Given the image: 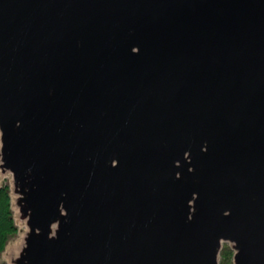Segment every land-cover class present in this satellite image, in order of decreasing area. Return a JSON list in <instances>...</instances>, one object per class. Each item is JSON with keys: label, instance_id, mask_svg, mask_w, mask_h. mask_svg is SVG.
Listing matches in <instances>:
<instances>
[{"label": "water", "instance_id": "obj_1", "mask_svg": "<svg viewBox=\"0 0 264 264\" xmlns=\"http://www.w3.org/2000/svg\"><path fill=\"white\" fill-rule=\"evenodd\" d=\"M0 172L11 264H264V0H0Z\"/></svg>", "mask_w": 264, "mask_h": 264}, {"label": "trees", "instance_id": "obj_2", "mask_svg": "<svg viewBox=\"0 0 264 264\" xmlns=\"http://www.w3.org/2000/svg\"><path fill=\"white\" fill-rule=\"evenodd\" d=\"M9 192L8 185H4L0 188V254L5 249L9 237L17 232L11 210ZM233 254V250L225 244L220 251L219 264H233Z\"/></svg>", "mask_w": 264, "mask_h": 264}, {"label": "rangeland", "instance_id": "obj_3", "mask_svg": "<svg viewBox=\"0 0 264 264\" xmlns=\"http://www.w3.org/2000/svg\"><path fill=\"white\" fill-rule=\"evenodd\" d=\"M4 185L9 186L11 210L13 213V219L15 222V226L17 228V232L13 236L9 237V239L6 243L5 249L0 254V264H11L12 258L18 256L19 246H20L19 244H20V239L22 238V235H23V230H22V227L20 225L22 221L19 222V220H18L19 210H18V207L16 206V202H15L17 196L13 193L12 176L10 173L0 172V188ZM225 244H227L229 246V244L227 242H223L222 248ZM219 261H220V254H219Z\"/></svg>", "mask_w": 264, "mask_h": 264}, {"label": "bare ground", "instance_id": "obj_4", "mask_svg": "<svg viewBox=\"0 0 264 264\" xmlns=\"http://www.w3.org/2000/svg\"><path fill=\"white\" fill-rule=\"evenodd\" d=\"M20 225H21L22 230H23V235H22V238L20 239V244L19 245H22L23 244V240L25 238L24 236L28 232V227L26 225V221H22ZM54 228H55V226H53L52 229H54Z\"/></svg>", "mask_w": 264, "mask_h": 264}]
</instances>
